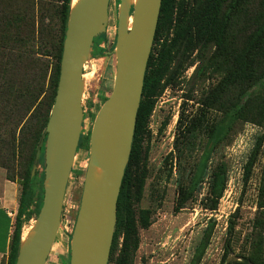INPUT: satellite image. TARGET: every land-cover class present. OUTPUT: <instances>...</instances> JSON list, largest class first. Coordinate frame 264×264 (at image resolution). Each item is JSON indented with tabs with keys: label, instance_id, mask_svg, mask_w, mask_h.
Segmentation results:
<instances>
[{
	"label": "trees",
	"instance_id": "1",
	"mask_svg": "<svg viewBox=\"0 0 264 264\" xmlns=\"http://www.w3.org/2000/svg\"><path fill=\"white\" fill-rule=\"evenodd\" d=\"M54 6L59 20L58 36L54 43L53 53L48 47L49 25L53 17L46 13L39 0H0V167L5 170L7 179H15L18 166L20 173V194L14 222L10 251L6 264H14L17 256L21 231L26 218L25 209L31 207L34 215L42 201L43 172L37 178V170L30 175L36 145L40 139L41 128L44 131L49 109L53 101L59 59L70 0H56ZM225 0H206L188 6L186 0H161L158 22L154 34L153 45L147 61L143 88L136 113L133 138L128 161L121 181L116 206V223L112 245L107 264H125L126 254L137 246L136 225L146 228L151 223L148 209H141L137 223L127 214L129 200L132 196L140 198L145 178V167L134 169L137 162V146L145 118L149 114L152 102L149 100L159 93L165 77L172 78L179 68L178 50L181 54L188 49L204 51L212 47L210 61L223 70L217 84L209 87L199 96L197 107L188 104L194 89L183 95L180 111L176 121L171 159H178L184 150L191 147L192 138L206 123L208 109L218 110L223 116L218 121L207 125L206 143L204 145L199 168L192 174L189 184L179 188L174 210L184 207L191 198L197 184L201 180L206 164L229 126L236 120L251 121L262 127L246 161L245 179L249 177L264 145V14L246 37L244 44L235 52H231L228 39L233 14L239 0H230L223 9ZM45 17L48 21H45ZM173 27V36L167 38L163 30ZM104 32L98 35L102 38ZM97 37V36H96ZM95 40V38H94ZM48 56L55 57L49 72ZM49 72V75H48ZM48 81L45 86V81ZM192 92V93H191ZM164 118L160 130L166 126ZM206 125V124H205ZM81 135L77 149L80 147ZM20 157V163L16 159ZM43 157V145L38 162ZM172 162V161H171ZM19 163V165H18ZM43 166V165H42ZM17 170V171H15ZM135 170V171H134ZM18 182V181H17ZM226 170L219 164L211 174L209 194L211 205H215L225 189ZM259 206L264 207V163L258 188ZM212 206L210 208H214ZM125 210L124 216H122ZM235 214V213H233ZM124 218V219H123ZM234 219L230 218L224 251L220 264H264V246L257 245L250 255L229 258L231 253V237L234 230ZM214 228L210 221L202 232L198 244L188 264H199L207 248ZM123 232L121 250L117 261H112L116 246V238Z\"/></svg>",
	"mask_w": 264,
	"mask_h": 264
},
{
	"label": "rangeland",
	"instance_id": "2",
	"mask_svg": "<svg viewBox=\"0 0 264 264\" xmlns=\"http://www.w3.org/2000/svg\"><path fill=\"white\" fill-rule=\"evenodd\" d=\"M46 13L53 17L49 25L48 47L53 53L54 43L58 36L59 20L54 6L48 1L39 0ZM179 0H175L176 5ZM206 0H186L188 6L195 7ZM53 5L59 2L51 0ZM230 0H225L223 9ZM118 0H109L108 20L102 38L95 37L87 61L83 66V120L81 127L80 147L76 150L70 176L66 185L60 226L52 242L45 264H69L70 239L75 222L84 174L89 157V138L95 114L109 95L114 77L115 54L113 52L117 26ZM264 14V0H239L233 14L228 39L231 42V52L241 48L248 34L261 20ZM45 21L48 18L45 17ZM173 36V27L163 30V36ZM153 45V44H152ZM213 48L204 51L188 49L181 54L178 50L179 68L168 79L161 82L163 87L156 96L149 99L152 107L144 120L137 146V162L134 169L145 167V178L140 198L132 196L128 203L127 214L137 223L141 209H148L151 223L146 228L136 225L137 246L129 250L125 256V264H188L194 248L199 242L207 224L214 222V228L209 244L204 251L199 264H220L224 251L227 225L230 218L234 219V230L231 237V253L229 258L240 255H250L257 245L264 246V207L259 206L258 188L261 168L264 163V145L249 177L245 179L244 167L252 147L263 129L251 121L236 120L226 134L221 138L212 152L201 180L197 184L191 198L184 207L175 211L174 205L179 188L186 187L192 174L199 168L201 155L206 143V129L213 121H218L223 113L208 109L204 127L195 133L191 147L182 152L176 159L173 141L175 137L176 121L180 111L183 95L194 89L193 100L188 104L197 107L195 101L209 87H213L221 79L223 70L215 66L208 58ZM49 72L55 57L48 56ZM48 72V75H49ZM45 81V86L48 81ZM192 93V92H191ZM168 123L161 130L162 120ZM206 124V125H205ZM41 133L43 129L41 128ZM20 163V157H16ZM172 161V162H171ZM18 163V165H19ZM41 157L37 165V178L43 171ZM219 164L226 170V185L222 196L215 205H211L209 185L211 174ZM21 166L15 179L20 184ZM15 170V171H17ZM135 171V170H134ZM215 206L214 208H210ZM17 213V210H16ZM15 213V217H16ZM235 213V214H233ZM123 210L122 216H124ZM26 221L22 226L25 237L34 222V212L31 207L25 209ZM124 219V218H123ZM123 232L116 238V246L112 254V261H117L121 250Z\"/></svg>",
	"mask_w": 264,
	"mask_h": 264
},
{
	"label": "water",
	"instance_id": "3",
	"mask_svg": "<svg viewBox=\"0 0 264 264\" xmlns=\"http://www.w3.org/2000/svg\"><path fill=\"white\" fill-rule=\"evenodd\" d=\"M108 5L109 0L69 1L55 93L30 169L33 176L43 145L42 201L25 237L21 231L14 264H45L60 226L64 193L82 127L83 66L94 38L105 32ZM160 6L161 0H118L113 84L92 123L69 264L108 262L117 198Z\"/></svg>",
	"mask_w": 264,
	"mask_h": 264
},
{
	"label": "crops",
	"instance_id": "4",
	"mask_svg": "<svg viewBox=\"0 0 264 264\" xmlns=\"http://www.w3.org/2000/svg\"><path fill=\"white\" fill-rule=\"evenodd\" d=\"M20 184L6 178L0 167V264H6L18 207Z\"/></svg>",
	"mask_w": 264,
	"mask_h": 264
},
{
	"label": "bare ground",
	"instance_id": "5",
	"mask_svg": "<svg viewBox=\"0 0 264 264\" xmlns=\"http://www.w3.org/2000/svg\"><path fill=\"white\" fill-rule=\"evenodd\" d=\"M76 0H72V3H74ZM130 1H134V0H130ZM129 21H130V18H129Z\"/></svg>",
	"mask_w": 264,
	"mask_h": 264
}]
</instances>
